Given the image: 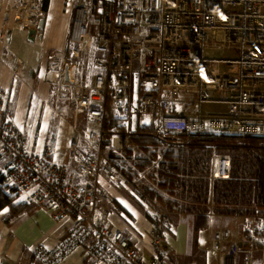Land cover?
I'll return each mask as SVG.
<instances>
[{
	"label": "built area",
	"instance_id": "1",
	"mask_svg": "<svg viewBox=\"0 0 264 264\" xmlns=\"http://www.w3.org/2000/svg\"><path fill=\"white\" fill-rule=\"evenodd\" d=\"M18 1V10L26 13L29 0ZM73 1L74 20H82L79 33L74 29L68 40L71 46L85 44L88 27L92 28V61L98 73L90 81L68 78L67 89L57 84V93L73 106V120L67 122L74 131L65 147V159L54 158L51 137L39 151L27 147L25 132L7 110V93L0 88V153L9 161L2 183L30 204L51 205L57 218L72 215L73 233L89 232L95 237L90 250L96 257H105L109 263L135 264L132 255L146 264H164L160 238L166 239L169 218L161 209H153L150 226L144 230L149 241L147 254L127 229L106 231L111 244L97 238L107 199L99 179L118 183L121 175L102 150L108 133L103 127L106 111L120 122L110 132L115 151H138L132 139L136 123L151 126L152 136L165 148L190 143L191 133L207 123L201 107L204 103H213L215 108L221 102L228 105V114L214 109L217 117L209 125L215 130L264 132V122L255 119L264 121V0ZM218 50L228 52V57L216 56ZM80 115L88 123L99 124V130L87 125L77 129ZM213 155L217 166L211 179L228 178L230 158L214 152L212 166ZM241 218L250 224L241 234L246 232L255 245L260 238L259 244L264 245V217ZM211 239L212 251L222 250L227 256L221 243L228 239V231L219 230ZM238 241L230 246L245 255L243 264H263V259L253 262L249 256L255 247L244 249ZM230 261L220 258L219 264Z\"/></svg>",
	"mask_w": 264,
	"mask_h": 264
},
{
	"label": "trees",
	"instance_id": "2",
	"mask_svg": "<svg viewBox=\"0 0 264 264\" xmlns=\"http://www.w3.org/2000/svg\"><path fill=\"white\" fill-rule=\"evenodd\" d=\"M45 9L46 2L44 0L43 10L45 11ZM63 103L66 105L64 106ZM68 104H71L70 100L58 104V108L60 112L68 108L69 117L73 120V106L72 104L68 106ZM106 112L103 127L108 133L103 138L102 150L105 156L116 165L131 189L133 188L140 197L145 198L153 209H161L167 214L169 225L166 226L164 232L167 233L166 230L172 228L171 220L178 213L194 215L195 229L204 232L211 227L212 220L207 217V212L211 209L217 213L228 215L264 217V147L258 146L262 137L192 134L189 136L190 143L165 148L160 141L152 136L151 126H140L136 123L132 139L138 145L139 153H137L140 155L135 156L136 152L130 148L121 151L111 148L110 132L120 122L113 118L108 110ZM78 119L77 129L86 127L88 122L84 115L82 120L80 117ZM213 143L216 146L213 147ZM50 148L55 151L52 146ZM214 152L230 158L229 178H210L211 158ZM63 157L65 159V156ZM154 162H156V166H153ZM8 168V158L5 153L1 152L0 211L7 210L3 216L4 221H7L11 216L27 212L35 206L54 210L47 203L45 205L30 204L20 198L13 189L3 185L2 181ZM71 170L74 171V168ZM115 205L118 204L112 199L110 206ZM116 207L119 208V206ZM68 216L74 220L72 215ZM244 223L246 221L242 220V224ZM213 227L214 225L212 230ZM94 241L95 237L92 234H84L80 231L71 233L66 229L58 246L52 250L47 251L39 246L40 251L22 252V255L29 254L31 263L38 259L39 264H59L75 247H80L83 257L82 264H86L88 259L96 257L90 250ZM255 250L261 253V260H264V245L260 244L259 247H255ZM96 258L99 259V257ZM102 258L101 261L109 264L105 257ZM24 259L22 263H20L21 258L18 259L15 264H26L27 258ZM167 260H169V256L166 249L164 250V264H167ZM255 261L257 260L254 259ZM147 264L149 263L147 262Z\"/></svg>",
	"mask_w": 264,
	"mask_h": 264
},
{
	"label": "rangeland",
	"instance_id": "3",
	"mask_svg": "<svg viewBox=\"0 0 264 264\" xmlns=\"http://www.w3.org/2000/svg\"><path fill=\"white\" fill-rule=\"evenodd\" d=\"M21 1V0H20ZM30 2V8L28 9V11H26L25 13V17L27 22L23 25H18L17 29L20 31H25L26 35L29 33V36L31 37V40L28 42H31L32 44H34L36 41H39L38 44H34L36 45V50L40 49L41 46H47L45 43L43 44V42L41 41V38L44 35V29L45 26L40 29L38 27V23L39 20L41 18L45 19V11L43 10V4L39 2V0H29ZM44 2V1H43ZM8 3L9 0H0V14L1 15H6L5 19L9 16V14L11 13L12 9H17L20 5V2L18 0H10L9 3V11H8ZM4 10L2 9V7H6ZM23 10H20L18 12H21ZM11 18H14V15H10ZM19 17L21 18L22 16L19 15ZM75 9L72 12V20H71V24L68 26L67 29V35H71L73 33V30L75 29L76 33H79L80 31V26L81 25H75V23H78V20H74L75 18ZM75 22V23H74ZM8 28H12V25H8V22H5V25H0V30L2 29H8ZM6 32L3 33V37L0 38V45L2 48H6L8 47V40H7V36L8 33L6 35ZM88 39L89 41H87L85 44L76 46L73 45L71 46L70 41L67 38V41L64 45V49L61 51V53L58 56V60L54 61V55L58 53V51H51L49 50L47 52L48 55H46L49 59L47 60V63H44V60L46 58L45 56V51L44 48L41 49L40 53H35L34 57H33V63H32V67L34 70H31L32 68L28 69V67L31 66H27L31 65L30 63H24L23 59L21 58H13V59H9L8 61H3L4 66L6 67L8 73H10L11 75H13V77L15 78H23L27 81V83H24L25 86L20 87L22 89V93L20 96V103L22 101H24V94L23 92L25 91V87L28 88L30 87V93L33 92L32 94L34 95V101L40 105V112L42 110V108H44L45 113H46V118H44L45 120V129L47 127V129L50 128H57V130H61L63 131V129L65 128V122L69 121L72 122V119L69 117L70 116V111L68 108H66L63 112H60L59 108H58V104H61L62 102L68 100L65 99L64 97H60V94L57 93L58 90V86L57 84L63 86L66 88V84L65 81L67 80L68 82V78H73V80H79V76L82 77V80H84V78L87 79V81L92 80L93 76H95L98 73L97 68H95V66H93V56L95 55V39H94V35H93V30L91 27H88ZM10 34V32H9ZM24 34V36H25ZM38 38H37V37ZM38 39V40H37ZM40 39V40H39ZM28 40V39H27ZM220 40V39H219ZM218 40V41H219ZM217 41V42H218ZM67 46V47H66ZM73 47V48H72ZM220 48L222 49V46H220ZM36 52V51H35ZM60 52V51H59ZM214 54L216 56H225L228 57V52H224L222 50H218L217 52H214ZM235 56V55H234ZM1 57V56H0ZM35 57L37 58V62L34 63L36 61ZM57 57V56H56ZM18 60V61H17ZM61 68L64 71V74L61 75V73L58 71L57 68ZM56 70L57 75H56V79H46L45 80V74L48 70L53 69ZM34 72V73H33ZM79 75V76H78ZM80 81V80H79ZM70 84V83H69ZM71 85V84H70ZM72 86V85H71ZM67 89V88H66ZM16 90V89H15ZM73 96L76 97V94L74 93ZM74 99V98H73ZM60 101H62L60 103ZM76 100H74L75 102ZM71 103V102H70ZM17 105V109H15V114L13 115L15 118V121L17 119H21V115H22V119L21 121L23 122L22 125H20V127L23 128L24 132H25V137L27 139L28 135L26 134V130H29V128L31 127V125L33 124V115H34V111L35 109H32L31 111H25L22 112V107L23 105ZM64 106L66 105V103H63ZM71 104H68V106ZM13 107V109H12ZM14 107H15V101L13 102V104H11V110L12 113L14 112ZM202 109L204 110L206 116H207V123L205 124L204 127L202 128H198L195 130V132L191 133L192 134H215V135H219V134H228V135H253V136H260L262 137L261 142H264V132H258V133H244V132H240L237 128L228 132L221 131V130H215L213 128L210 127L209 123L211 122L212 118L217 117V110L222 111L223 115L224 114H228L229 113V108L228 105L226 103L221 102V105H217L216 108L214 106V104H208V103H204L201 104ZM214 109L216 111H214ZM21 115H20V113ZM55 113V114H54ZM79 118V117H78ZM83 115H80V120H82ZM261 118V117H260ZM260 118H255L256 120H258L259 122H264L262 121V119ZM79 121V119L77 120ZM17 123V122H16ZM42 123V121H41ZM41 123H40V131H41ZM68 124V122H67ZM87 127L94 129V130H99V124L97 123H87ZM44 129V130H45ZM68 130H70V135H72L74 129L73 126H69ZM51 131V130H49ZM42 135V137L44 136V140L45 139H49V137H51L50 140H52V143L54 142V138L52 137L51 134H39ZM69 135V137H70ZM190 140V138H189ZM69 141V139H68ZM68 144V143H67ZM207 145V144H206ZM71 146V145H70ZM212 146V145H211ZM216 146V144L213 143V147ZM260 147H264V146H260ZM53 149H55V145L52 146ZM138 151H136L135 156H139L140 154L137 153ZM61 153V152H60ZM215 155H213V162H214V166L211 165V173H210V178L212 177L213 174V169H216L217 166V159L214 157ZM3 159V158H2ZM6 159V157H5ZM57 159L58 160H62L63 159V153H61L60 155H57ZM137 159V158H135ZM7 161V159H6ZM145 176V174H144ZM229 178V177H228ZM216 179V178H214ZM226 179V178H225ZM102 188V187H101ZM107 196V199H105L106 201L104 202L105 207H106V214L102 217V220L99 222V228L97 230V235L99 238V241L102 243H105L106 241L109 242L110 244L112 243L111 241V237H109L108 235L105 234L106 231H109L110 228L115 229L117 226L115 224H113L111 222V220L109 219V209H110V204L108 201L111 200L109 199V195L107 193H105ZM109 197V198H108ZM216 216H214V214ZM52 214H54V216H56V211L53 210ZM207 217L208 219L210 217H212V223L214 224L213 230L210 231V228L206 231L207 232V236L205 238V233L204 231H198L195 229L192 221L194 219V217L192 216H187L184 220L188 223L189 225V229H188V238H187V242L185 245V249L183 252L181 253H175V250H168V256H169V260H167V264H212L211 262V251H210V247L209 245L214 243V239L212 240L211 237L214 236L215 233H217V231H228V239H226L225 241H223L221 243V247L223 249V253L227 254V256H224L221 251L222 250H213L212 251V261L213 264H219V259L223 258V259H228L231 260L228 264H243V261L245 259V255L244 254H238L236 251H232L230 243L231 242H235L237 240L239 245H244L242 246L244 249H249L251 251V248L253 247H259V241L258 244L255 245L254 243H252L250 238H247V234L246 232L242 235L241 233L244 231V229H242V218L239 214H234V215H228V214H223V213H217L215 212L213 209L209 210L207 212ZM58 218H64V214H60L58 215ZM173 220H171V223L173 225V228L166 230L167 233L165 232V235L167 237H169V239L173 238V233H174V228L177 227V224L179 222V220H182V217L180 218L179 216L175 215L173 218ZM221 221V223H220ZM75 221L70 224V226L68 227V232L73 233L72 229L74 227ZM149 226H150V222H149ZM250 226L249 223L245 224V229H247ZM119 228V227H118ZM218 228V229H216ZM123 229H127L130 232L133 233V235H135L138 239V243L141 244L142 250L144 253H148L146 248L149 246V241L148 239H146L145 235L144 236V241H142V238L140 236H138L135 232H133L130 228L128 227H123ZM84 234H91L89 232H83ZM242 235V236H241ZM260 235V234H259ZM260 237V236H259ZM242 238H245L242 240ZM197 239L199 241V244H197ZM206 239V240H205ZM168 239L164 238H160V248L161 249H165L167 248ZM60 241V239L58 240V242ZM212 242V243H211ZM255 249V248H254ZM254 249L251 251V254L249 255L251 257V259L254 262V259L259 261L261 260V253L259 251H254ZM249 254V253H248ZM138 257V256H137ZM135 256H130L131 260H133L135 262V264H146L142 261H137L138 258ZM100 260H102V257H99ZM1 264V262H0ZM2 264H6L5 262ZM86 264H91V260L88 259V261L86 262ZM109 264H115L113 262L109 263Z\"/></svg>",
	"mask_w": 264,
	"mask_h": 264
},
{
	"label": "crops",
	"instance_id": "4",
	"mask_svg": "<svg viewBox=\"0 0 264 264\" xmlns=\"http://www.w3.org/2000/svg\"><path fill=\"white\" fill-rule=\"evenodd\" d=\"M45 2L46 15L44 16V25L46 26L44 29V35L40 38L43 44L45 43L47 45L46 47L42 45L40 49L36 50V45L34 44H38L39 41H36L34 44L28 42L27 35L25 34L26 32L20 31L16 26H13L12 20L8 21V25H12V28L5 29V31L10 32L9 37L7 38L8 47L2 48L0 45V88L5 89L7 93V110L11 113V104L15 101L14 112L12 113L13 115L15 114V109H17V105L20 106L22 104V101L20 103V96L22 93V89L20 87L25 86L24 83H27V81L23 78V76L22 79H20L15 78L13 75L8 73L1 60L8 61V58L13 59L18 57L23 59L24 63L31 64H27V66H31L28 67V69L32 68L31 70H34L32 63L35 53H40L42 48H44V51L46 52L45 56L48 55L47 52L49 50L53 52L58 51L56 52L58 55L55 54L53 58V60L56 61L59 59L58 56L64 49V45L68 38L67 29L71 24L75 1L45 0ZM5 17L6 15L4 16L0 14L1 26L5 25ZM3 31L4 29L0 30V34H2ZM37 58L35 57L36 61L34 63L37 62ZM48 59L49 58L46 56L44 63H47ZM32 93L33 92L30 93V87L28 90L27 87H25V91L23 92V107L21 109L22 112L35 109L32 117L34 122L29 130H26V134L28 135L26 140L27 147L34 151L41 150L45 137H42V135L39 134H43L46 131V134H51L54 138V142L52 143V146L55 145L54 150L56 151V153H53L54 158L57 159V155H60L61 153L65 156V147L67 146L70 135V130H68L69 124L65 122L66 126H64L65 128L63 131L57 130L58 127H49V129L46 127L45 129V110L42 108L43 112H40V105L34 101V95ZM21 119L16 120L18 125L23 124ZM99 182L100 187H102V189L109 195L111 201L114 199V201L118 204L115 206H119V210L117 207L115 208V206L110 207L108 213L111 222L119 228H130L142 238V241H144V230L149 227L153 211L151 204L145 198L140 197L138 193L133 190V188L131 189L122 175H120V181L118 183L106 182L103 178H100ZM6 212L7 211L4 210L0 211V262H5L6 264H15L20 258V263H22L24 262L25 257L27 258L26 264H39L37 261L38 259L34 260L32 263L29 262L30 255L25 254L26 256H24L22 255V252L33 253L35 250L40 251L41 249H39V246L47 251L57 247L58 240L63 236L65 230L68 229L73 220L70 216L57 218L54 214H52L53 211L50 210V208L48 209L47 207L39 206L31 208L27 212L11 216L7 221H4L3 216ZM213 214L216 216L215 213ZM177 216L180 218L182 217V220H179L177 227L174 228L173 238L169 239V237L166 236V239H168L166 249L167 251L170 249L175 250V253H181L185 249L189 229V225L184 219L187 216L194 217V215L178 213ZM192 223L194 225V219ZM245 224L246 223L241 225L242 228ZM213 225L214 224L211 223L210 231H212ZM204 233L206 238L207 232L205 231ZM196 242L199 244L198 239ZM81 252L80 247H75L74 250L66 255L59 264H82L83 257ZM90 260L91 264H100L99 262L104 263L96 257H91Z\"/></svg>",
	"mask_w": 264,
	"mask_h": 264
},
{
	"label": "bare ground",
	"instance_id": "5",
	"mask_svg": "<svg viewBox=\"0 0 264 264\" xmlns=\"http://www.w3.org/2000/svg\"><path fill=\"white\" fill-rule=\"evenodd\" d=\"M9 3H10V1H9ZM9 3H8V11H9ZM5 8H7V6L6 7H2V9L4 10ZM19 10H18V8L17 9H12L11 10V13L9 14V16L5 19V22H8L9 20H12V24H13V26H16V27H18V25H23V24H25L26 22H27V20H26V17H25V12H24V10L23 11H21V12H18ZM10 15H14V18H11L10 17ZM19 15H21L22 17L20 18L19 17ZM7 20V21H6ZM81 18H79V20H78V24L80 25V23H81ZM3 33H5V30L2 32V34ZM2 34H0V38H2ZM56 75H57V72H56V70H54V69H50V70H48L47 72H46V74H45V78L46 79H56Z\"/></svg>",
	"mask_w": 264,
	"mask_h": 264
},
{
	"label": "water",
	"instance_id": "6",
	"mask_svg": "<svg viewBox=\"0 0 264 264\" xmlns=\"http://www.w3.org/2000/svg\"><path fill=\"white\" fill-rule=\"evenodd\" d=\"M44 23H45V19H44V18H41V19L39 20L38 27H39L40 29H42V28L44 27ZM7 33H8V36H7V38H8V37H9V31H8ZM27 39H28V41L31 40V37L29 36V33L27 34Z\"/></svg>",
	"mask_w": 264,
	"mask_h": 264
},
{
	"label": "flooded vegetation",
	"instance_id": "7",
	"mask_svg": "<svg viewBox=\"0 0 264 264\" xmlns=\"http://www.w3.org/2000/svg\"><path fill=\"white\" fill-rule=\"evenodd\" d=\"M79 76V75H78ZM80 77V76H79ZM81 78V77H80Z\"/></svg>",
	"mask_w": 264,
	"mask_h": 264
},
{
	"label": "snow or ice",
	"instance_id": "8",
	"mask_svg": "<svg viewBox=\"0 0 264 264\" xmlns=\"http://www.w3.org/2000/svg\"><path fill=\"white\" fill-rule=\"evenodd\" d=\"M5 211H7V210L5 209Z\"/></svg>",
	"mask_w": 264,
	"mask_h": 264
}]
</instances>
